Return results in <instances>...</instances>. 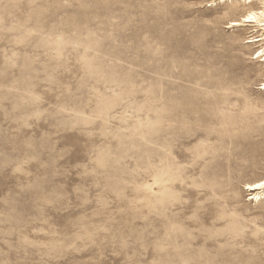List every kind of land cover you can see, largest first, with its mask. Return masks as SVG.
<instances>
[{
	"label": "rangeland",
	"instance_id": "374dc122",
	"mask_svg": "<svg viewBox=\"0 0 264 264\" xmlns=\"http://www.w3.org/2000/svg\"><path fill=\"white\" fill-rule=\"evenodd\" d=\"M263 24L0 0V264H264Z\"/></svg>",
	"mask_w": 264,
	"mask_h": 264
},
{
	"label": "bare ground",
	"instance_id": "6f19581e",
	"mask_svg": "<svg viewBox=\"0 0 264 264\" xmlns=\"http://www.w3.org/2000/svg\"><path fill=\"white\" fill-rule=\"evenodd\" d=\"M261 13H262V12H261ZM249 16H251V15H249ZM246 18H254V17H246ZM243 22H248V20H247V19H244ZM231 24H232L233 27L239 25V23H237V22H233V23H231ZM263 26H264V24H263ZM263 51H264V50H263ZM262 85H263V83H262ZM262 88L264 89V85H263ZM263 185H264V181H262V182H260V183H257V184H254V185H250V186L247 187V189L249 190V192H250V191H253V192H254V191L260 189V187L263 186ZM262 195L264 196V194L258 192V193H256L255 195H253V198L257 199L259 196H262Z\"/></svg>",
	"mask_w": 264,
	"mask_h": 264
}]
</instances>
